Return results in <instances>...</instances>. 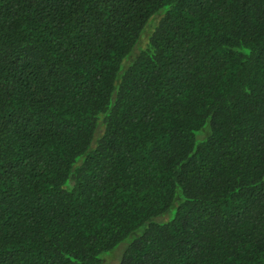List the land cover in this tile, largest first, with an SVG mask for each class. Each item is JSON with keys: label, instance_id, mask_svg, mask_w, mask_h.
Masks as SVG:
<instances>
[{"label": "trees", "instance_id": "trees-1", "mask_svg": "<svg viewBox=\"0 0 264 264\" xmlns=\"http://www.w3.org/2000/svg\"><path fill=\"white\" fill-rule=\"evenodd\" d=\"M142 226L120 264H264V0H0V264Z\"/></svg>", "mask_w": 264, "mask_h": 264}, {"label": "rangeland", "instance_id": "rangeland-1", "mask_svg": "<svg viewBox=\"0 0 264 264\" xmlns=\"http://www.w3.org/2000/svg\"><path fill=\"white\" fill-rule=\"evenodd\" d=\"M154 23H155V21H153L152 24L149 25L148 30H146V32L144 33L145 35L141 39L140 46L144 45L145 42L147 41V39L149 37L150 30L153 27ZM137 52H139V50L136 51L135 53H137ZM135 53H132V55L134 54L133 57L135 56ZM129 58L125 60L122 71L133 61V59L129 60ZM127 61H128V63H127ZM210 130H211L210 124L208 122L205 129L201 130L197 133V140H203L204 138H206L207 135L205 134V132H207L209 134ZM174 216H175V208L172 209L171 211L167 212L166 214L161 215L158 218H156V221L160 222V223L167 222V221L171 220ZM143 231H144V226L138 228L133 233H131L130 236L128 238H126L122 243H120L115 249L102 253L101 254L102 260L98 264H120L122 257H123V254H124V251L135 240V238H137L138 236H140L143 233Z\"/></svg>", "mask_w": 264, "mask_h": 264}]
</instances>
